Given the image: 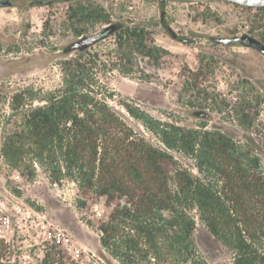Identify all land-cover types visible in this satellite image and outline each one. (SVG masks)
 Listing matches in <instances>:
<instances>
[{
  "label": "rangeland",
  "instance_id": "374dc122",
  "mask_svg": "<svg viewBox=\"0 0 264 264\" xmlns=\"http://www.w3.org/2000/svg\"><path fill=\"white\" fill-rule=\"evenodd\" d=\"M9 1L11 6L0 8V150L21 120L11 110L12 97L23 94L20 112L45 104L65 87L63 63L77 62L81 90L193 176L195 160L167 148L164 132L224 135L237 153L258 161L264 178V57L212 41L247 34L264 44V8L175 0ZM112 24L116 30L86 51L63 52ZM123 31L138 38L119 48ZM29 170L12 168L0 152V218L10 221L0 238V264H40L47 243L71 264H122L99 242L98 223L111 210L105 199L81 207L73 182L52 183L45 163L33 165L32 175ZM207 182L213 184L214 175ZM192 241L190 259L174 264L235 263V250L198 218ZM253 250L264 260V233ZM135 264L158 263L147 258Z\"/></svg>",
  "mask_w": 264,
  "mask_h": 264
},
{
  "label": "trees",
  "instance_id": "16d2710c",
  "mask_svg": "<svg viewBox=\"0 0 264 264\" xmlns=\"http://www.w3.org/2000/svg\"><path fill=\"white\" fill-rule=\"evenodd\" d=\"M137 38L123 31L116 43L120 48ZM77 65L63 63L65 87L43 105L20 112L23 94L12 97L11 110L21 120L3 137L0 152L6 162L30 169L29 175L33 165L45 163L52 183L69 180L77 186L81 207L104 198L111 210L98 223L99 242L122 264L147 258L158 264L188 261L195 218L235 250L234 264H261L263 258L253 250L264 233L258 161L237 153L219 133L164 132L161 141L167 148L195 160L198 176H193L81 90ZM209 174L213 184L207 182ZM4 244L0 240V259ZM45 245L40 264H71L53 243Z\"/></svg>",
  "mask_w": 264,
  "mask_h": 264
},
{
  "label": "water",
  "instance_id": "95a60500",
  "mask_svg": "<svg viewBox=\"0 0 264 264\" xmlns=\"http://www.w3.org/2000/svg\"><path fill=\"white\" fill-rule=\"evenodd\" d=\"M60 1L73 2L79 0H60ZM158 1L162 2L163 0H158ZM175 1L184 2V3L224 2L245 8H256V9L264 8V0H175ZM9 6H11V2L9 0L0 1V8L9 7ZM115 30H116L115 25L113 24L108 25L104 27L98 34L78 38L76 41L72 42L67 47H65L63 49V52L65 54H69L71 52H78V53L84 52L88 48L98 43L100 40L111 35ZM169 32L171 37L175 38V35L171 31ZM212 41L216 45L220 44L222 46H229L235 44L245 48H250L257 51L260 55L264 57V44L261 41L247 34H242L239 36L235 35L230 38L217 37V38H213Z\"/></svg>",
  "mask_w": 264,
  "mask_h": 264
},
{
  "label": "built area",
  "instance_id": "2783aa9c",
  "mask_svg": "<svg viewBox=\"0 0 264 264\" xmlns=\"http://www.w3.org/2000/svg\"><path fill=\"white\" fill-rule=\"evenodd\" d=\"M10 227V221L8 219V217H4V218H0V238L4 239L5 238V234L8 231ZM48 239H51V236L48 235ZM67 242H64V245H66Z\"/></svg>",
  "mask_w": 264,
  "mask_h": 264
}]
</instances>
